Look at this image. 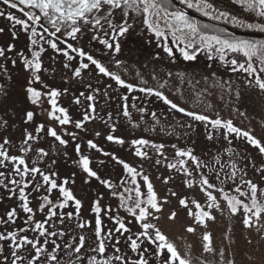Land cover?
Segmentation results:
<instances>
[{"label":"rangeland","instance_id":"374dc122","mask_svg":"<svg viewBox=\"0 0 264 264\" xmlns=\"http://www.w3.org/2000/svg\"><path fill=\"white\" fill-rule=\"evenodd\" d=\"M10 3H15L16 9L40 15L38 9L20 4L19 0H10ZM3 6L1 2L0 11H3L5 16L0 20V28L3 29V32H0V47L5 49V56L0 57V85L3 86L0 89V143L5 138L8 139L10 145L6 146V150L9 153L23 156L28 166L39 167L44 174L55 173L53 178L58 185L67 179L68 184L65 187L70 188L81 200L82 206L78 214L75 204L71 201L66 207L59 208L61 198L59 190L46 191L48 187L46 185H41L37 189L34 185H40V176L33 174L37 180L33 183L28 197L33 213L24 216L19 198L7 197L6 188L0 183V193L6 197L0 205V220L8 221L0 223V233L7 235L6 233L14 227L13 218L8 220L7 217L8 208L14 203L18 206L19 218L24 216L33 224L31 229L26 231L30 239L40 240L39 246L44 247V252L39 260H36L32 246L26 245L17 249L15 243L12 245L10 240H0L2 247L0 264H11L14 259L12 251H16L23 258V264H30L34 260L36 264H91L93 258L100 264L104 260H110L111 264H125V261L127 264H135L141 257L147 260L148 264H164L169 255L167 251L161 252L155 244L139 236L142 231L141 222L127 211V207L133 206L136 199L134 191L136 187L145 195L147 193L143 175L149 177L161 206L159 212L150 209L152 215L149 216L148 222L156 225L169 241L176 245L181 256L191 259L192 264H228L229 261L232 264H264V227L259 231L255 226L245 227L242 222L243 211L231 214L227 202L219 192L223 187L230 195H239L235 188L239 186L243 191H248L244 181L252 180L259 186L261 193H264V176L260 172V169L264 168V155L260 154L246 138L227 134L226 129L214 128L210 121H196L186 113L173 109L162 97L155 95L156 91L162 92L186 111L207 115L211 119H231L235 126L249 131L264 142V91L255 86L254 74L238 68L233 70L237 66L232 65L230 61L239 58L238 54L226 52L225 59L221 60L219 52L198 46L195 50L196 59L187 60L180 51L184 46L183 42H179L178 47L177 41L167 29L165 31L168 40H158L143 23L141 15L129 10V14L124 16L123 7L113 10L110 17L113 25H122L124 20L132 25L122 37L117 32L121 48L119 52H116L114 47L110 49L98 39H93L92 28L78 34L77 39L61 33L53 36L51 35L53 29L43 17L39 23L34 22L36 26L38 25V30L45 34V41H38L33 45L29 42V35L22 32L19 25L7 16L9 13L19 16L22 14L10 7L4 11ZM176 9L174 6L170 8ZM105 11L106 9H102V13ZM218 21L215 20L214 23L218 24ZM101 23L103 28L96 29L100 38H107L115 44L108 24L103 20ZM45 28L48 29L47 32L44 31ZM213 28L219 29L216 26ZM105 33H108L106 37ZM229 36L264 41V38L249 35ZM38 38L39 36L35 39ZM48 40L57 42L59 48L67 50L75 59L69 61L63 52L52 49ZM67 44L83 48L110 72L119 75L125 81V85H120L113 76L100 73L86 57H79L77 52L68 49ZM165 44L172 48V55L164 50ZM41 46L45 49L41 53L43 62V69L39 73L41 79L34 80L24 68L23 58H31V54ZM82 62L88 63L89 68L81 69V76L75 77L73 69L79 67ZM254 63L259 72V63ZM65 64L69 67H65ZM127 84L133 85V88H127ZM32 86L44 93L53 89L61 90L62 95L57 98V103L68 110L72 122L60 125L49 118L47 113L51 111L52 106L48 103L47 96L42 97V103L33 105L26 93V89ZM144 88H152L154 92L141 91ZM64 89L67 91L64 92ZM89 96L94 99H87ZM92 106L95 108L94 111ZM125 110L129 113L128 116L124 115ZM27 111L35 114L32 122L25 119ZM85 116L89 118L85 119ZM76 122H80L82 127H76ZM40 124L45 125V131L37 133L35 130ZM52 127L56 129L58 135L68 141L66 145H61L48 134L47 129ZM26 131L39 136L38 140L30 142L31 150L28 153L20 150L26 138ZM108 135L121 138L124 143L109 141ZM209 135L212 139H208ZM138 139H146L149 144L134 145L132 142ZM89 141L97 144L98 148H90ZM161 144L164 145L163 149L153 147ZM77 146L79 152L76 151ZM137 147L145 151L147 156H136ZM40 148L47 152L46 156H39ZM180 149L191 150L200 162V167L197 168L194 161L184 158L187 160L188 170H194L191 177L182 172L179 165L176 169L167 166L169 163H177L179 158L175 153ZM81 156L89 157L92 169L101 179L110 180L116 186L115 191L118 195L113 196L111 194L113 189L83 172L76 163ZM115 158L124 160L141 173L136 177V184L132 183L131 174L126 172ZM221 165L225 171L233 170L232 166L235 165L234 180L223 174L222 168L217 169ZM200 175L207 176L209 182L216 185L210 191L216 195L219 208L207 207L211 201L206 200L205 193L201 190ZM189 179L195 182L191 188L186 184ZM4 180L0 178V181ZM125 188L129 189V192H124ZM172 192L176 195L173 196ZM119 193L125 196L126 205L123 207ZM129 196L132 199H128ZM46 197L51 199V206L60 212L57 217L63 218L61 223L60 219L52 217L47 227L45 226L49 232H57L56 236H41L40 230L34 228L35 222L41 221L49 211ZM181 198H188L189 208L193 213L198 210L192 201H199L215 219L208 220L206 227L203 224H196L194 217L188 215V208L179 203ZM240 198L245 201L248 199ZM97 200L102 209L99 216L103 231L99 236L95 234L98 214L94 208ZM41 205H45L43 211L39 210ZM69 212L74 213L71 218L66 215ZM172 212L177 213L175 219H169ZM117 220L122 221L129 231L116 232L119 226ZM19 221V224L23 223V220ZM260 223L264 225V216ZM80 224L85 226L81 228ZM188 226L195 227L196 231L187 232ZM205 231L212 234L214 251L211 253L203 251L202 237ZM149 234H153L151 229ZM81 236L84 237V247L80 253H75L74 248L79 246ZM101 239L105 241L106 246L103 254L97 251L98 241ZM132 239L137 240L139 249H131ZM44 240L48 241L46 246L43 244ZM55 245L60 247L56 248ZM67 245L72 247L68 248ZM51 254H56L58 260L52 261ZM116 256L122 259L116 260ZM17 262L21 264V261Z\"/></svg>","mask_w":264,"mask_h":264},{"label":"snow or ice","instance_id":"6c2138e0","mask_svg":"<svg viewBox=\"0 0 264 264\" xmlns=\"http://www.w3.org/2000/svg\"><path fill=\"white\" fill-rule=\"evenodd\" d=\"M3 4L8 5L10 0H2ZM20 4H24L33 9H38L40 15H37L35 12L26 13L27 19H18L15 16L9 15V19L14 21L16 25L21 26L22 30L25 32L31 31L32 37L39 36L40 39H44L43 33H38L36 27L31 26L29 21H35L39 23L41 18L47 20V23L51 26L53 31L51 35L55 36L57 33L66 34L68 37L73 39L78 38V34H81L87 31L89 28L93 29V39H98L100 43L104 44L108 48H115L116 52L121 50L120 44L117 40V32L119 36H124L129 29L132 27L131 24H128L127 20H124L122 25L116 26L111 22L110 17L113 15V10L122 9L123 7V15L127 16L129 14V10H132L136 14H139L143 17V23L147 25V28L151 30L155 37L164 41L168 40V32L171 33L172 37L175 41H177V46L179 47V42H183L184 46L180 48L181 53L184 58L187 60L196 59L195 50L198 49V46H203V48L209 51H217L220 53V59H225V53L231 52L233 54H238L239 58L231 59L230 63L232 65L237 66L233 70H243L246 73L255 75V86L258 87L261 91H264V41H254V40H244L237 39L231 37L227 34H222L225 30L214 29L213 26L210 25H201L198 21L189 17V15L182 10H170L171 0H19ZM233 2L237 5H240L247 13L251 15L253 22H245L240 20L237 16L232 15L228 11H221L215 7L210 0H184V3L187 4L188 8H195L197 11L201 12L204 16H210L214 20H220L224 18L226 20L230 19V22L237 23L242 27H247L249 29H256L264 32V0H233ZM12 8H16L17 5L15 3L11 4ZM102 9H106L105 12L102 13ZM23 11V10H21ZM216 13L215 15L213 13ZM0 16H5L3 11H0ZM105 21L108 24V27L112 30V40L116 41L115 44L109 41L107 38L101 39L99 36V32L96 31L97 28L102 29L103 24L101 21ZM163 24V27H161ZM43 27V25H41ZM45 32L48 31L47 28L44 29ZM0 32H3V29L0 28ZM105 37L108 33L104 34ZM36 39H32L31 43L33 45L37 44ZM50 47L58 52H63V54L67 57L69 61L75 59L72 55L68 53L67 50L61 49L58 47L57 42L48 40L47 41ZM67 48L71 49L72 52H77L79 57H86L88 61L91 62L92 65L96 66L100 73H103L108 76H113L116 82L120 85H125V81L119 76L112 72H110L105 66H103L98 60L94 59L92 55L88 54L83 48H75L72 44H67ZM190 49L192 51H190ZM164 50L172 55V48L168 47L166 44L164 46ZM45 49L43 46L39 48V50L34 51L31 54V58H23V65L26 70H28L30 76L34 80H40L41 77L39 73L43 69V62L41 60V53L44 52ZM5 56V49L0 47V57ZM254 62H258L260 65L259 72ZM15 63V61H13ZM117 63H120L117 61ZM65 67H69L68 64H65ZM88 63H81L79 67L73 69V73L75 77L81 76V69H88ZM251 84L252 82L249 81ZM127 88H133V85L127 84ZM3 86L0 85V89ZM64 92L67 89L63 90ZM141 91L153 93L154 90L152 88H144ZM27 98L31 101L33 105L42 103V97L47 96L48 103L51 104V111L47 113L49 118L52 121L58 122L60 125H66L71 121V117L68 114V110L64 107H61L57 103V98L62 95L61 90L53 89L47 93L38 90L36 87H28L26 89ZM155 95L160 96L164 99V101L171 105L173 109H178L182 113H186L187 116L192 117L196 121L201 122H209L214 128L217 129H226L227 134H236L237 136H242L246 138L249 143L258 149V152L264 155V142H262L259 138L254 136L249 131H246L240 127L234 125L231 119L222 120L220 118L211 119L207 115L198 114L192 111H186L185 108L179 107L176 103H173L169 100L162 92L156 91ZM87 99L92 100L94 97L89 96ZM125 99H127L125 97ZM77 103L79 100L77 99ZM93 111L95 110L94 106ZM143 111V110H142ZM59 113V115L57 114ZM34 113L32 111H27L25 113V119L27 122H32L34 119ZM125 116H128L129 113L125 110ZM155 116V113L152 114ZM88 116H85V119H88ZM76 127H82L80 122H76ZM37 133L45 131V125L40 124L35 130ZM48 134L55 138V140L59 141L61 145H66L68 143L67 140H64L60 135H58L56 129L54 127L47 129ZM99 135V133H97ZM25 140L23 141V146L21 147V151L24 153H28L31 150L30 142L36 141L39 139V136L34 135L32 132H25ZM107 139L109 141L115 140L116 143L123 144L124 140L121 138L114 137L113 135H108ZM208 139H212V136L209 135ZM134 145H148L149 141L146 139H138L132 142ZM89 147L93 149H97L98 145L93 143L92 141L88 142ZM10 145V141L8 139H4L2 143H0V165L4 163L5 160H9L14 163V173L20 177V180L11 179V184L16 185L19 189V196L22 200V209L24 212L32 214L33 209L29 206L28 195L25 192V189L32 183L31 180L25 179L26 177H31L33 174H39L42 177L43 184L47 185L46 191H51L52 189H58L62 200L60 201L58 207L64 208L68 205V203L74 202L76 213H79V209L82 206V202L78 199L70 188L65 187L68 184V180L65 179L61 184H57L55 178V173L44 174L39 167L32 166L29 167L25 158L19 155H9V152L6 150V146ZM158 150L163 149L164 145H153ZM175 147V145L173 146ZM76 151L79 152V146H77ZM38 154L40 157L46 156L47 152L40 148L38 150ZM109 155V154H106ZM135 155L138 157H146L147 153L142 151L141 148L137 147L135 150ZM162 155V153H161ZM175 156L179 159L177 163H169L167 166L171 169H176L179 165L180 170L184 172L187 176L191 177L193 175V171H189L187 168V160L184 158H188V160L194 161L196 167H200V162L198 158L193 154L191 150L180 149L177 150ZM117 162L123 166L126 172L130 173L132 176V183L136 184V177L140 176L141 173L130 164L126 163L124 160L119 158ZM219 163V161H217ZM82 168L83 172L87 174L88 177H92L100 181L101 184L106 185L108 188L113 189L112 195L116 196L118 193L115 191V185L112 184L110 180L101 179L96 171L92 169L91 160L88 156H81L79 160L76 162ZM103 163V161H101ZM159 163V161H157ZM223 165L221 168L223 169ZM232 172L227 174L228 178L235 179L236 176V168L235 165L232 166ZM261 175L264 176V168L260 169ZM5 176V173L0 172V177ZM217 179H219V175H217ZM143 181L146 182L147 193L141 192L139 187L134 189L135 191V201L133 206L127 207V211L132 214V216L141 222L142 231L139 233V236L144 237L146 240L150 241L152 244H155L157 249L163 252L167 251L168 259L164 261V264H192V260L189 258H185L181 256L178 251L176 245L169 241L168 237L161 232V230L156 227V225L149 223L148 218L152 215L150 209H154L156 212L161 210V206L158 202V196L156 191L154 190L153 184L149 180L147 175H143ZM3 183V181H0ZM123 183V181L121 182ZM167 183V181H165ZM194 181L189 179L186 181L187 187L191 188L194 185ZM244 184L249 189L248 191H243L239 186L235 188V192L239 195H230L228 192L224 190L223 187L219 189V192L223 195V199L227 202V205L230 209L231 214L235 215L241 210L244 213L243 224L245 227L252 228L257 227L259 231L261 227V218L264 216V193H261L259 186L254 183L252 180L244 181ZM41 185L35 184L34 187L37 189ZM200 187L201 190L205 193L206 200L211 201L208 203L207 207L211 208H219V203L217 202L216 195L213 194L210 189L216 187L215 184L209 182L207 176L200 175ZM124 192H129V189L125 188ZM261 193V195H258ZM173 196L176 195L175 192L171 193ZM121 206L126 205L125 196L123 193H119ZM144 197V198H141ZM240 197H247V201L241 199ZM47 200V206L49 211L46 215L49 217V220L52 217H57L56 208L52 207V201L49 198H45ZM128 199H132L131 196ZM179 203L188 208V215L190 217H194L196 224H203L206 227L208 220H214L215 217L208 210H205L199 201H192L194 203L195 208L198 210L196 213H193L191 208H189V200L188 198H181ZM94 211L98 214L96 217V231L95 234L99 236L103 231L101 224L102 221L100 219L99 213H101L102 209L100 207V202L97 200L95 202ZM45 205L40 206V211L44 210ZM74 213L69 212L66 213L67 217L71 218ZM16 215L15 209H12L7 213L8 220H11ZM177 216L176 212H172L169 216V219H175ZM60 219V222L63 223V218L57 217ZM158 219V217H156ZM31 219V217H30ZM6 220H0V223H7ZM48 223V220L35 222L34 228L36 230H40V235H50L56 236L58 233L55 231L49 232L48 228L45 225ZM116 223L119 227L116 229V232H120L121 230L127 232L129 229L125 226V224L117 220ZM81 228L85 225L80 224ZM153 231V234H149V230ZM186 231L189 233H194L196 228L193 226H188ZM111 235V232H109ZM15 243L17 249L24 248L26 245L32 246L34 252L36 254V260H39L40 255L44 252V247H41L40 240L29 239L28 236H23L22 239L17 241V234L15 232H10L7 235L0 233V240L8 241ZM203 242V251L211 253L214 251L213 248V238L211 232L205 231L202 237ZM48 243L47 240L43 241V244L46 246ZM130 246L132 250H137L140 248V245L137 243V240H130ZM56 248H59V245H55ZM66 247L71 248V245H67ZM84 247V237L81 236L79 238V246L74 248L75 253H80L82 248ZM98 253L103 254L106 251L105 241L103 239L98 241ZM118 251V249H117ZM0 252H2V247H0ZM12 257L14 258L11 261V264H16V261H21L23 264V258L17 254L16 251L11 252ZM222 255V253H221ZM52 261H57V255L51 254L50 256ZM7 259V258H5ZM116 260H121L120 256L115 257ZM30 264H36V261H31ZM91 264H100L95 258L92 259ZM102 264H111L110 260H104ZM125 264L127 262L125 261ZM135 264H148V261L141 257L138 259ZM228 264H232L231 261Z\"/></svg>","mask_w":264,"mask_h":264},{"label":"trees","instance_id":"16d2710c","mask_svg":"<svg viewBox=\"0 0 264 264\" xmlns=\"http://www.w3.org/2000/svg\"><path fill=\"white\" fill-rule=\"evenodd\" d=\"M1 2H2V0H0V3ZM182 2H184V0H182ZM210 2L213 3L215 5V7L218 8L219 10H221V11H229L232 15L237 16L240 20H243L245 22H247V21H253V19L251 18V15L249 13H247L240 5L235 4L233 2V0H210ZM11 4L12 3H9L8 5H5L4 4V6H3L4 11H7L9 7L12 8L11 7ZM173 6L176 7L173 4L172 0H171L170 8H173ZM12 9H15L16 11L20 12V14H22V16H19V15L15 14V13H9V14H7L8 17H9V15H12V16H15L18 19H27V17H26L25 14L28 13V12H30V11H21V10L16 9V8H12ZM11 11L13 12V10H11ZM213 14L215 15L216 13L214 12ZM1 18H2V16H0V20H1ZM219 21L227 22L229 24H232V25L237 26V27H240V28L249 29L247 27H242V26H240L237 23L230 22V19L229 20H226L224 18H221ZM198 22L201 23L202 25L207 24V25H210V26H216V27H218L221 30H225V32L223 34L235 35V34L229 32L225 28V26H222V25H219V24H216V23L205 22L203 20H198ZM29 23H30L31 26L36 27L38 33H42L41 31L38 30V25L36 26L34 21H29ZM19 27H20V29H21L22 32H25V31L22 30L21 26H19ZM251 30H256V29H251ZM25 33H27L29 35V38H30L29 42H31L32 39H35L36 38V37H32L31 31H28V32H25ZM43 36H44V39L38 38L37 41L44 42L45 41V34H43ZM9 155H14V153L13 152L12 153H9ZM14 163H18V161L17 162H12V161H9V160H5L4 163L2 165H0V172L5 173V176L0 177V178L1 179H5L4 182H3V185L6 188V196L7 197H12V198H15V197L16 198H19V200L21 202L20 208L22 209V200H21V198L19 196V189H18V187L16 185L11 184V182H10L11 179H13V178L14 179H17V180H20V177L14 173ZM41 171L43 172L42 169H41ZM43 173H45V172H43ZM36 175L38 177L40 176L39 177L40 178V181H39L40 185H44L41 175H39V174H36ZM25 179L32 181V183L29 184L28 189L27 188L25 189V192H26V194L29 197L30 196L31 187H32L33 183L36 182L37 179L34 177V175L31 176V177H26ZM46 187H47V185H46ZM5 199H6V197L2 193H0V205H2V202ZM61 200H62V196L60 198V201ZM72 203H74V202H72ZM12 208L15 209L16 215L13 217V225H14V227L11 230H9L8 233L15 232L17 234V241H19L20 239H22L23 236H25V235L28 236V238L30 239V235L28 233H26V231L27 230H30L31 227L33 226V224L30 223V222H28V220H26L24 218V216L29 215V213L24 212L23 209H22V212L24 213V216H21L19 218V214L17 212L18 206L15 205L14 203H11V205L8 208V210L11 211L10 209H12ZM56 211H57V214H60V212L57 209H56ZM18 219L19 220H23V223L22 224H19L20 221ZM45 220H48V223L51 221V220H49V217L47 215L44 216L43 218H41V221H45ZM47 224L45 225L46 227H47ZM8 233H6V234H8ZM9 242L12 245L14 244V242H11V240ZM16 264H19V263L17 262Z\"/></svg>","mask_w":264,"mask_h":264},{"label":"water","instance_id":"95a60500","mask_svg":"<svg viewBox=\"0 0 264 264\" xmlns=\"http://www.w3.org/2000/svg\"><path fill=\"white\" fill-rule=\"evenodd\" d=\"M173 1L180 10L190 14L193 18H195V19L200 18V19L207 20V21H213V20L203 16L202 14L198 13L197 11H195L191 8H188L180 0H173ZM218 23H221V22H218ZM221 24L225 25L228 30H230L231 32H233L235 34L249 35V36L264 38V32H262V31L244 30V29L237 28V27H234V26L226 24V23H221Z\"/></svg>","mask_w":264,"mask_h":264}]
</instances>
